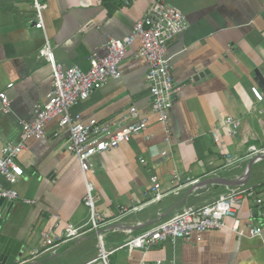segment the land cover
Segmentation results:
<instances>
[{
	"label": "crops",
	"instance_id": "crops-1",
	"mask_svg": "<svg viewBox=\"0 0 264 264\" xmlns=\"http://www.w3.org/2000/svg\"><path fill=\"white\" fill-rule=\"evenodd\" d=\"M128 1L124 6L121 0H41L44 34L30 23L31 0H0V92H6L10 100V110L0 113V150L18 142L21 122L31 121L34 106L49 98L52 70L49 63L38 59L45 35L57 62L86 71L90 55L94 51L105 55L110 38L131 34L153 0ZM166 1L190 25L169 42L166 51L174 83L182 87L170 111L171 142H164L158 119L150 111L147 66L133 59L138 41L128 50L121 77L92 92L71 113L82 122L95 119L104 123L135 106L148 119L146 135H152L151 140L138 135L91 160L95 175L88 178L94 186L95 210L106 221L115 220L120 207L144 203L152 176L158 178L163 191L174 187V172L180 183L190 179L198 184L109 225L103 232L107 250L224 194V187L214 180L215 184L209 183L212 173L223 166L212 136L222 120L233 117L241 123L235 139L225 137L236 156H245L248 146H264V0ZM8 85L12 87L7 89ZM252 87L263 95L261 102L253 96ZM68 145V135L52 122L45 129V138L28 140V150L18 158L24 176L12 186L0 178L20 198L35 202L11 203L4 221L7 233L24 246L16 264H87L99 253L95 234L88 232L84 180ZM221 176L228 178L227 174ZM246 184L255 187V193L245 196L237 208L239 234L224 229L206 232L200 243L166 241L150 250L145 262L264 264L262 244L249 238L247 230V225L260 221L255 199L264 192V161L253 165ZM139 222L152 223L141 227ZM226 223L231 225L233 220ZM261 227L264 235V221ZM49 232L60 241L48 243ZM142 259L140 250L129 256L122 249L110 257V264H139Z\"/></svg>",
	"mask_w": 264,
	"mask_h": 264
},
{
	"label": "built area",
	"instance_id": "built-area-1",
	"mask_svg": "<svg viewBox=\"0 0 264 264\" xmlns=\"http://www.w3.org/2000/svg\"><path fill=\"white\" fill-rule=\"evenodd\" d=\"M121 2L124 6L129 5L128 0H121ZM31 9L33 18L30 23L35 29L45 34L41 0H31ZM189 26L186 16L178 8L166 0H153L143 17L135 23L131 34L121 39L110 38L104 46L105 55H99L96 51L90 55L89 68L86 71L77 65L64 67L57 62L45 35V43L38 52V59L50 64L52 70L50 95L47 101L34 106L31 121L21 122L18 142L8 143L1 147L0 178L12 186L24 176V171L17 160L23 152L28 150V140L44 139L46 127L56 121L58 129L68 135L67 151L75 156L83 177L86 188L83 203L89 210L88 232L94 233L98 241L99 253L87 264L96 262L110 264V257L122 249L129 256L134 250H140L143 253V259L139 264H164L161 260L153 263L145 262V256L154 247L166 241L174 243L177 240H183L186 243H200L206 232L224 229L239 234L237 208L241 206L245 196L255 193V187L247 184L226 185L222 181L241 182L244 179L245 165L249 161L254 160L253 165H259L264 161V146L260 148L248 146L247 154L242 157L236 156L228 148L225 137L235 139L239 135L241 128L239 120L227 117L212 131L213 141L223 158V166L212 173L213 178L209 183L224 187L225 192L222 196L208 205L181 214L139 234L119 248L107 250L103 244L105 228L120 223L130 214L140 213L146 207L159 205L169 196L193 190L198 180L186 179L180 183L177 181L178 174L174 172L172 174L174 187L163 191L158 178L152 176L150 178L151 187L144 203L129 209L120 207L118 217L111 222L106 221L104 216L95 210L94 186L88 178L89 175H95L91 160L102 153L116 150L121 144L135 136L145 135V140H151L153 136L146 135L148 119L142 116L135 106L121 113L118 118L104 123L95 119L82 122L79 115L71 113L72 108L85 102L92 92L104 87L108 81L118 80L121 77L120 67L127 58L128 50L138 41L139 48L134 52L133 59L141 60L147 66L145 83L148 85L151 96L150 111L158 119L164 142L169 144L171 142L170 111L175 95L181 91L182 87L174 83L171 74V60L166 56V51L169 42L186 32ZM11 87L12 85H8L7 89ZM251 92L258 102L263 100V95L256 87H252ZM9 110L10 100L6 92H0V113H6ZM221 174H227L228 178L222 177ZM0 199L10 203L16 201L28 205L35 203L20 198L16 190L4 187L1 182ZM255 211L259 213L260 221L247 225L248 237L258 239L264 248V235L261 227V222L264 221V192L255 199ZM229 219L233 220L231 225L226 223ZM137 225L142 227L143 223L139 222ZM55 228H58V224ZM46 239L48 243L60 241V238L53 232H49ZM50 250H54V247Z\"/></svg>",
	"mask_w": 264,
	"mask_h": 264
},
{
	"label": "water",
	"instance_id": "water-1",
	"mask_svg": "<svg viewBox=\"0 0 264 264\" xmlns=\"http://www.w3.org/2000/svg\"><path fill=\"white\" fill-rule=\"evenodd\" d=\"M254 160L247 163L244 170V179L241 182H232L229 180H223L222 183L226 185L241 186L245 185L253 167ZM10 202H6L0 199V264H16L24 251L23 244L16 238L11 237L4 225L5 218L7 216ZM152 222L143 225L142 227L149 226Z\"/></svg>",
	"mask_w": 264,
	"mask_h": 264
}]
</instances>
